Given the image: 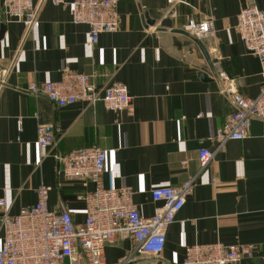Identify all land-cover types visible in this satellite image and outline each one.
Listing matches in <instances>:
<instances>
[{
	"label": "crops",
	"instance_id": "obj_1",
	"mask_svg": "<svg viewBox=\"0 0 264 264\" xmlns=\"http://www.w3.org/2000/svg\"><path fill=\"white\" fill-rule=\"evenodd\" d=\"M253 1L264 9V0ZM248 2L118 0V29L100 33L92 44L88 25L72 22L66 3L43 1L26 32L21 22L5 20L0 0V65L7 69L0 86V198L8 212L33 205L36 188L45 184L51 187V210L65 208L83 221L85 204L77 195L94 184L63 177L53 153L99 145L107 153L104 186L132 188V201L145 217L160 205L152 188L195 179L160 254L143 255L132 239L117 237L103 248L105 262L131 254L129 264H180L187 245L219 240L255 244L253 257L231 264H264V120L252 118L249 135L226 140L205 168L198 161L201 147L215 148L216 128L234 110L213 52L237 92L255 98L262 84L259 60L235 29L236 15ZM189 18L214 21V35L200 40L206 55L182 29ZM164 19L171 26H162ZM65 70L88 74L97 87L125 84L128 108L110 111L100 100L58 106L26 89L29 82L59 79ZM40 124L54 128L51 149L37 143Z\"/></svg>",
	"mask_w": 264,
	"mask_h": 264
},
{
	"label": "built area",
	"instance_id": "obj_2",
	"mask_svg": "<svg viewBox=\"0 0 264 264\" xmlns=\"http://www.w3.org/2000/svg\"><path fill=\"white\" fill-rule=\"evenodd\" d=\"M43 1L2 0L6 21H17L30 31L38 16ZM54 5L66 3L70 6L71 21L84 23L89 27L90 41L94 44L102 32L118 29V0H49ZM173 0H169L172 2ZM236 32L245 48L255 54L260 64L262 84L255 98L237 92L235 82L219 65L217 51L213 52V65L218 69L222 92L232 97L234 110L213 135L215 148L201 147L198 161L201 169L209 164L217 150L223 148L226 140H240L249 135L250 120L259 117L264 120V9L255 1L243 6L236 15ZM188 34L202 40L213 36L214 21L210 18L196 21L193 18L184 24ZM7 69L0 65V86ZM31 93L42 94L58 106L87 101L94 104L103 101L106 109L123 110L130 104V95L125 84L112 81L97 87L90 76L83 72L65 70L59 79H49L26 86ZM21 120L18 123L20 130ZM37 143L43 149L54 144V128L40 124L37 128ZM264 141V135H263ZM106 149L99 145H87L66 153H53L59 165L58 171L65 178L91 181L94 187L77 195L85 204L84 220L77 222L65 208L59 211L48 206L49 185L36 188V202L23 206L16 214H10L6 200L0 198V264H129L132 255L120 257L108 263L102 259L106 243L117 237H129L135 242L134 251L146 256L160 254L165 245L166 231L194 186L193 178L178 186L154 187L150 190L153 200L160 203L155 212L145 217L132 201L129 186L105 187L102 173L105 169ZM255 244L251 242L224 244H189L185 247L180 264H231L244 257H253Z\"/></svg>",
	"mask_w": 264,
	"mask_h": 264
},
{
	"label": "water",
	"instance_id": "obj_3",
	"mask_svg": "<svg viewBox=\"0 0 264 264\" xmlns=\"http://www.w3.org/2000/svg\"><path fill=\"white\" fill-rule=\"evenodd\" d=\"M149 22H151V20H149ZM162 26H171L170 20H169V19H164V21L162 22ZM176 30H178V31H182V30H180V29H176ZM196 41H197V43L200 45V47L202 48V50L204 51V53H205V55H206L207 52H206V50L203 49V46H202L200 40L197 39ZM201 75H202V77H204V78H205V76H206L205 73H201Z\"/></svg>",
	"mask_w": 264,
	"mask_h": 264
}]
</instances>
